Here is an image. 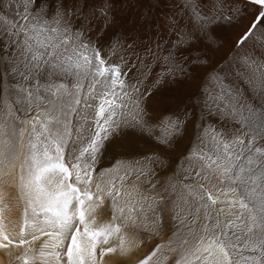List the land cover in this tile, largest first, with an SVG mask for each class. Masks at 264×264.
I'll return each instance as SVG.
<instances>
[{
    "label": "snow or ice",
    "instance_id": "6c2138e0",
    "mask_svg": "<svg viewBox=\"0 0 264 264\" xmlns=\"http://www.w3.org/2000/svg\"><path fill=\"white\" fill-rule=\"evenodd\" d=\"M34 3L19 0L16 20L0 16V249L19 250L17 264H108L168 227L166 244L135 264H168L169 253L172 264H264V104L241 105L238 90L221 85L217 99L247 131L203 129L177 170L152 182L153 157L142 163L117 151L126 148L122 129L159 128L155 139L167 144L181 122L145 119L140 82H128L136 65L111 59L124 50L119 39L105 57L83 26L73 29L59 11L51 20L34 15ZM243 3L257 11L236 41L235 75L264 95V0ZM229 13L231 24L243 9ZM196 15L202 30L213 23ZM109 156V167L99 168ZM14 200L23 204L18 238L3 223ZM106 200L111 219L102 222Z\"/></svg>",
    "mask_w": 264,
    "mask_h": 264
},
{
    "label": "rangeland",
    "instance_id": "374dc122",
    "mask_svg": "<svg viewBox=\"0 0 264 264\" xmlns=\"http://www.w3.org/2000/svg\"><path fill=\"white\" fill-rule=\"evenodd\" d=\"M236 8L243 9V15L238 22L230 24L224 17L230 14L229 9ZM102 9L107 16L102 14ZM18 10L23 12L19 0H0V16L16 20ZM29 11L49 20L59 11L73 29L83 26L85 38L97 44L105 57L109 56L113 41L119 39L124 50L111 59L124 55L136 65L128 82H140L145 119L150 125H157L163 116L181 122L179 132L167 144L155 139L160 134L159 128L152 135L142 132L150 144L139 138L138 129L133 128V132L122 129L120 140L126 148L117 151L125 153L123 159L142 163L145 157H153L156 175L152 182L162 181L177 170L194 150L203 129H218L226 136L247 131L227 114L225 101L217 99L221 85L225 86V93L228 88L233 89V94L238 90L241 105L264 104V95L254 91L246 79H237L235 75L236 41L257 11L246 6L243 0H35ZM197 13L202 18H211L213 23L202 30ZM181 36L185 38L183 43L178 42ZM170 69H176L175 73L170 74ZM157 79L162 82L153 87ZM232 98L227 96L228 100ZM131 133L138 141L127 144L126 138ZM111 160L109 156L99 168L109 167ZM196 170H192L194 179H198L194 176ZM184 175L181 169L180 178ZM137 183L144 189L148 187L143 178ZM109 204L107 201V212L111 215ZM170 235L169 228L165 227L159 236H144L148 240L146 255L156 245L166 244ZM161 251L167 252V249ZM168 255V264H172L174 254Z\"/></svg>",
    "mask_w": 264,
    "mask_h": 264
},
{
    "label": "bare ground",
    "instance_id": "6f19581e",
    "mask_svg": "<svg viewBox=\"0 0 264 264\" xmlns=\"http://www.w3.org/2000/svg\"><path fill=\"white\" fill-rule=\"evenodd\" d=\"M131 131L133 132V128L131 129L129 128L128 132H131ZM141 134L143 133L141 132L139 134V138L142 139V141H144L145 143L150 144V142L148 140L146 141V138ZM126 141L128 144V142L132 143L133 141H138V140H136L133 133H131L128 136V140L126 138ZM10 209H11L10 211H5L4 213V217H3V223L5 225L4 231L10 237L18 238L16 234L18 233L19 227L21 224V213L23 209V204L14 200L10 204ZM98 219L102 222L111 219L110 213L107 212V201H105L104 206L99 210ZM41 239H43V237ZM142 239H143L142 245L132 257L128 258L127 260H121L118 257L112 256V257L107 258L108 264H135L137 260L144 258L147 253L146 249L148 248V243H147L148 240L147 238L145 239L143 237ZM40 243L41 241L35 242V245L33 247H38ZM18 252L19 250H16L13 252L12 256H9L5 250L0 249V264H17L15 260V256L18 254Z\"/></svg>",
    "mask_w": 264,
    "mask_h": 264
}]
</instances>
